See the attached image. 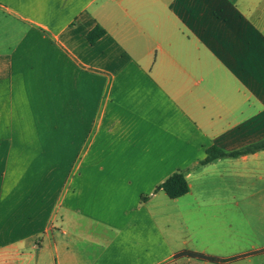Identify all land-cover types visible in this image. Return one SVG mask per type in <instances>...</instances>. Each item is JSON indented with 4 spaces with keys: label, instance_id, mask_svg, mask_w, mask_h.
<instances>
[{
    "label": "crops",
    "instance_id": "0c3cea01",
    "mask_svg": "<svg viewBox=\"0 0 264 264\" xmlns=\"http://www.w3.org/2000/svg\"><path fill=\"white\" fill-rule=\"evenodd\" d=\"M263 140L264 0H0V264H264Z\"/></svg>",
    "mask_w": 264,
    "mask_h": 264
},
{
    "label": "trees",
    "instance_id": "16d2710c",
    "mask_svg": "<svg viewBox=\"0 0 264 264\" xmlns=\"http://www.w3.org/2000/svg\"><path fill=\"white\" fill-rule=\"evenodd\" d=\"M105 30L101 27H97L94 31H92L88 39L89 41L94 44L96 43L101 37L105 35ZM259 151H264V140L261 142H258L256 144H253L251 146H248L247 148H244L242 150L227 154L215 147L208 150V157L202 162V164H208L216 159L223 158V157H240L252 153H256ZM159 189L163 190L171 199H178L185 195H187L190 191L186 176L183 172H179L171 176ZM252 254L249 255H243L239 256L237 259H244L246 257H249ZM179 257H192L199 260H206L211 261L215 263H226L228 260H222L218 258H213L209 256H205L202 254H196L192 252H181L178 254Z\"/></svg>",
    "mask_w": 264,
    "mask_h": 264
},
{
    "label": "rangeland",
    "instance_id": "374dc122",
    "mask_svg": "<svg viewBox=\"0 0 264 264\" xmlns=\"http://www.w3.org/2000/svg\"><path fill=\"white\" fill-rule=\"evenodd\" d=\"M262 188V187H261ZM260 187H258V194L254 196V200L258 199L261 195H264V192H261L262 189ZM250 194L249 193H245L243 192L242 193V197H243V200L244 197H247L249 196ZM252 218H256V216L252 215L251 212H247L246 210H242V215H241V234H242V237L243 240H242V251H250L249 249H251V245L254 243V240L251 238L252 235H251V227H250V222L252 220Z\"/></svg>",
    "mask_w": 264,
    "mask_h": 264
}]
</instances>
